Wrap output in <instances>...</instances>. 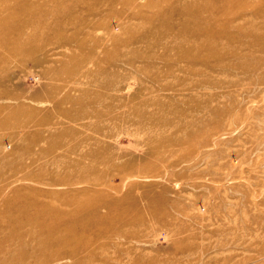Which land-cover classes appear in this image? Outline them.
<instances>
[{"label":"rangeland","instance_id":"obj_1","mask_svg":"<svg viewBox=\"0 0 264 264\" xmlns=\"http://www.w3.org/2000/svg\"><path fill=\"white\" fill-rule=\"evenodd\" d=\"M0 264H264V0H0Z\"/></svg>","mask_w":264,"mask_h":264},{"label":"bare ground","instance_id":"obj_2","mask_svg":"<svg viewBox=\"0 0 264 264\" xmlns=\"http://www.w3.org/2000/svg\"><path fill=\"white\" fill-rule=\"evenodd\" d=\"M21 29V28H20ZM8 31V30H7ZM17 31V30H16ZM9 32V31H8ZM22 32V31H21ZM19 33H20V30H19ZM9 34V33H8ZM18 35V34H17ZM19 42H20V39H19ZM3 44V43H2ZM16 44V43H15ZM4 45V44H3ZM18 45V44H17ZM21 48V47H20Z\"/></svg>","mask_w":264,"mask_h":264}]
</instances>
